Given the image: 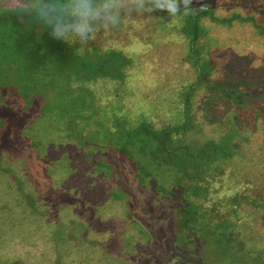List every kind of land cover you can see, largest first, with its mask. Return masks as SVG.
<instances>
[{
    "label": "rangeland",
    "instance_id": "374dc122",
    "mask_svg": "<svg viewBox=\"0 0 264 264\" xmlns=\"http://www.w3.org/2000/svg\"><path fill=\"white\" fill-rule=\"evenodd\" d=\"M232 1L238 0H191V8L196 14L208 3L217 16H228L235 8ZM189 17L195 23L197 17L192 13L180 17H169L163 12L124 15L118 27L98 30L86 44H73H78L81 52L91 46L101 51L112 48L132 59L122 80L121 101L112 96L117 84L109 78L99 79L93 86L96 97L107 114L111 108L119 107L126 115L145 120L153 128L182 122L185 113L180 92L186 94L192 83H199L205 77L207 63L214 62L212 83L232 85L252 96L247 99L250 105L246 111L238 110L242 130L235 131L231 122L236 113L228 116V111L237 107L232 108L221 95L207 94L201 86L191 96L193 128L184 134V141L200 147L197 141L208 136L224 135L223 138L228 137L226 143L242 140V154L234 162L224 163V175L212 181V190L217 194L211 198L234 193L264 197V81L249 77V69L263 72L264 35L256 34L250 24L217 25L200 17V33L202 29L207 32L195 41V47L200 48L193 55V61L198 59L200 66L196 77L187 61L189 51L185 50L191 29L182 22ZM181 24L188 33L185 38H181ZM236 55L249 63L243 68L245 78L241 77L243 74L237 76L236 70L227 72ZM36 110L35 105L21 114L0 107V153L4 164H9L23 184L8 187L7 175L0 174V264H160L158 260L152 262L156 255H142L146 253L147 237L133 223L138 220V225L154 240L153 233L157 234L158 243L152 244L155 252L160 247L173 248L176 209L182 206V200L177 199L180 196L167 201L146 191L134 165L140 163L141 155L137 150L133 155L124 153L113 144L106 130L96 128L90 132L85 145H79V141L67 143L64 130L34 124ZM222 117H226L224 124H212ZM33 135L41 142L49 137L64 142L48 144L40 150L42 155L30 144ZM163 181L170 184L176 181L175 175H168ZM26 193L35 201L36 212L27 207L22 197ZM240 213L244 216V234L254 236L256 244H263L264 208L244 203ZM121 251L123 256L115 257ZM170 262L166 264L174 263ZM174 264L183 263L175 260Z\"/></svg>",
    "mask_w": 264,
    "mask_h": 264
},
{
    "label": "trees",
    "instance_id": "16d2710c",
    "mask_svg": "<svg viewBox=\"0 0 264 264\" xmlns=\"http://www.w3.org/2000/svg\"><path fill=\"white\" fill-rule=\"evenodd\" d=\"M37 2L33 0L34 4ZM231 4L235 8L228 16H217L215 8L208 3L196 14L192 10V14L197 17V21L205 16L217 25L231 26L233 22L250 24L256 34L264 35V0H238ZM196 19L193 23L189 17L187 22L182 23L191 29V39L185 50L189 51V54L186 53L187 61L197 77L200 66L197 65L198 59L193 61V55L196 56L200 48L195 47V41L207 31L202 29L200 33V23H196ZM184 28V24H181V38L188 34ZM206 52L209 55L208 49ZM124 56L120 50L109 48L101 51L92 46L81 52L78 44L53 38L50 29L35 18L0 10V107L22 114L36 105L34 124L43 123L49 129L64 130L68 137L67 143L79 141V145H85L88 134L97 128L106 130L112 136L113 144L122 148L124 153L133 155V151L137 150L142 159L140 163H134L136 175L143 182L142 186L148 189L146 191L163 200L174 201L176 195L180 196L178 200H182V206L176 209L177 235L173 248L160 247L155 252L152 244L158 243L157 234L153 233L154 240L133 218V225L138 227L144 238L147 237L146 253L142 252V255L147 258L156 255L153 263L156 260L160 264L172 260L175 263L177 260L183 264H264V242L258 245L253 241L254 236L244 234V216L240 213L244 203L256 209L264 208V197L234 193L227 197L211 198L217 194L212 190V181L224 175V163L234 162L233 159L242 154V140L226 143L228 137L223 138L224 135L219 138L206 135L208 137L204 141H197L202 147L184 141V134L193 128L191 96L196 89L202 86L207 94L221 95L230 101L232 108L237 107L230 109L228 116L236 113L231 122L235 131L239 132L242 129L239 127L241 115L237 116L238 110L245 112L250 105L247 99L252 96L248 92L238 91L232 85L212 83L215 63L208 62L205 77H201L199 83H192L186 94L180 92L185 117L179 124L153 128L145 120L126 115L119 107L111 108L107 114L93 86L99 79L114 80L117 85L112 96L120 102L124 94L122 80L126 67H131L133 63L132 59ZM234 62L227 72L236 70L239 72L237 76L243 74L241 77L245 78L243 68L249 64L245 57L236 55ZM249 72L251 80L260 81L263 78L264 81V67L263 72L253 69H249ZM106 117L109 120L106 121ZM225 118L218 119L217 123L211 119L212 124H224ZM33 136L30 144L42 155L40 150L48 144L64 142L51 137L41 142L36 135ZM243 136L244 142L246 135ZM0 154V174L7 175V186L21 185V179L9 164H4ZM168 175H175L176 181L170 184L164 182L163 179L166 180ZM158 176H163L162 181ZM22 197L27 207L36 212L33 198L28 193ZM173 225L174 222L170 227L173 228ZM123 252L114 255L120 258ZM164 257L167 261L163 260Z\"/></svg>",
    "mask_w": 264,
    "mask_h": 264
},
{
    "label": "clouds",
    "instance_id": "9594fccd",
    "mask_svg": "<svg viewBox=\"0 0 264 264\" xmlns=\"http://www.w3.org/2000/svg\"><path fill=\"white\" fill-rule=\"evenodd\" d=\"M0 10L35 18L53 38L86 44L98 30L120 25L124 15L192 13L191 0H0Z\"/></svg>",
    "mask_w": 264,
    "mask_h": 264
}]
</instances>
